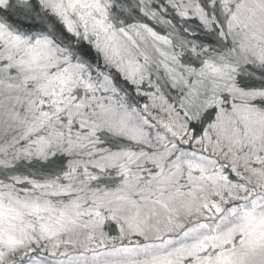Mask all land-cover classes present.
Masks as SVG:
<instances>
[{
    "label": "snow or ice",
    "instance_id": "snow-or-ice-1",
    "mask_svg": "<svg viewBox=\"0 0 264 264\" xmlns=\"http://www.w3.org/2000/svg\"><path fill=\"white\" fill-rule=\"evenodd\" d=\"M0 264H264V0H0Z\"/></svg>",
    "mask_w": 264,
    "mask_h": 264
}]
</instances>
